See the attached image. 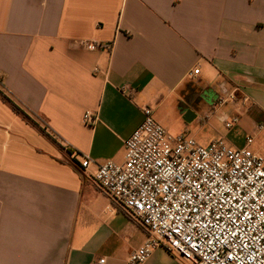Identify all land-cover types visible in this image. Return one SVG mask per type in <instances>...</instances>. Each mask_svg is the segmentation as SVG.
<instances>
[{
  "label": "crops",
  "instance_id": "obj_1",
  "mask_svg": "<svg viewBox=\"0 0 264 264\" xmlns=\"http://www.w3.org/2000/svg\"><path fill=\"white\" fill-rule=\"evenodd\" d=\"M0 91L30 120L0 98V264H126L147 231L95 164L123 161L145 106L264 157V0H0ZM142 264L185 263L160 246Z\"/></svg>",
  "mask_w": 264,
  "mask_h": 264
},
{
  "label": "built area",
  "instance_id": "obj_2",
  "mask_svg": "<svg viewBox=\"0 0 264 264\" xmlns=\"http://www.w3.org/2000/svg\"><path fill=\"white\" fill-rule=\"evenodd\" d=\"M89 51L109 44L82 42ZM198 74V69L189 76ZM246 102L219 93L215 105ZM143 120L124 142L121 163L96 165L93 181L111 202L147 231L126 264H142L164 246L185 264H264V157L223 139L200 145L186 133L172 134L142 108ZM96 116L85 112L84 124ZM236 116L224 120L234 126ZM252 137L246 138L249 145ZM94 164L84 157L80 166ZM104 260H99L102 264Z\"/></svg>",
  "mask_w": 264,
  "mask_h": 264
},
{
  "label": "rangeland",
  "instance_id": "obj_3",
  "mask_svg": "<svg viewBox=\"0 0 264 264\" xmlns=\"http://www.w3.org/2000/svg\"><path fill=\"white\" fill-rule=\"evenodd\" d=\"M152 110H153L154 120L158 124H160L164 129H166L168 132L175 134L173 130V122L175 121L176 117L179 118L177 116V113H173V115H171V110L168 109L166 106H163V107L161 106L158 108L153 107ZM212 136H214V138H212ZM218 139H221V138L216 137L214 133L209 131L208 127H205L203 130H201L200 133L195 137V140L202 146H206L211 141L218 140Z\"/></svg>",
  "mask_w": 264,
  "mask_h": 264
},
{
  "label": "trees",
  "instance_id": "obj_4",
  "mask_svg": "<svg viewBox=\"0 0 264 264\" xmlns=\"http://www.w3.org/2000/svg\"><path fill=\"white\" fill-rule=\"evenodd\" d=\"M0 98L5 101L6 103H8L11 107V109L19 114L23 119H25L26 121H30L28 116L25 115L11 100H9L6 96L3 95V93L0 91Z\"/></svg>",
  "mask_w": 264,
  "mask_h": 264
},
{
  "label": "water",
  "instance_id": "obj_5",
  "mask_svg": "<svg viewBox=\"0 0 264 264\" xmlns=\"http://www.w3.org/2000/svg\"><path fill=\"white\" fill-rule=\"evenodd\" d=\"M209 94L207 92H203V94L200 96V100L205 101L209 98Z\"/></svg>",
  "mask_w": 264,
  "mask_h": 264
}]
</instances>
